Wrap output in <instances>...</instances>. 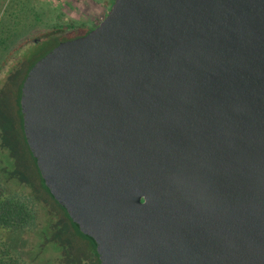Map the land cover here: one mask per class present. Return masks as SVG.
<instances>
[{
    "label": "water",
    "instance_id": "obj_1",
    "mask_svg": "<svg viewBox=\"0 0 264 264\" xmlns=\"http://www.w3.org/2000/svg\"><path fill=\"white\" fill-rule=\"evenodd\" d=\"M20 107L101 264H264V0H116Z\"/></svg>",
    "mask_w": 264,
    "mask_h": 264
},
{
    "label": "rangeland",
    "instance_id": "obj_2",
    "mask_svg": "<svg viewBox=\"0 0 264 264\" xmlns=\"http://www.w3.org/2000/svg\"><path fill=\"white\" fill-rule=\"evenodd\" d=\"M112 1L0 0V157L9 167L1 179L10 188L32 194L39 200L42 216L49 219L40 235L2 232L0 238L29 264H97L91 241L62 220L41 185L32 156L22 143L25 134L17 89L23 87L31 67L61 43L80 37L82 29L97 28ZM69 26L80 31L58 33Z\"/></svg>",
    "mask_w": 264,
    "mask_h": 264
},
{
    "label": "trees",
    "instance_id": "obj_3",
    "mask_svg": "<svg viewBox=\"0 0 264 264\" xmlns=\"http://www.w3.org/2000/svg\"><path fill=\"white\" fill-rule=\"evenodd\" d=\"M115 1L116 0H113L112 2L114 3ZM82 30H84L83 35H81L80 37L86 36L94 29H90V30L82 29ZM66 31H72L73 34H75L77 31L80 30H77V28H74L73 26H69L66 28L59 29L58 33L61 34V33H65ZM55 34L57 33L53 32L52 35ZM32 68L33 67H31V69ZM26 78L27 77H25L24 81L26 80ZM21 90H22V86L19 87V89H17L18 91L17 98H18L20 113H21V107H20ZM22 143L26 147L30 155L32 156V159L34 161L35 171L41 180V185L47 192L49 200L57 207L58 214L62 217V220L68 221L71 224L73 230L77 231L82 239H84L85 241L86 240L91 241V243L93 244L92 250L95 251L96 263L101 264L95 242L91 238L81 233L79 227L75 223H73L67 211L52 197L49 189L46 187L45 182L37 166L36 159L31 153L24 135H23ZM2 158L3 156L0 157V173H1L0 174L1 175L0 176V233L2 232L7 234L37 233L38 235L42 234V231L46 227V223L49 221V219H46L42 216L41 207H39V202H38L39 200H36V198L33 197L32 194H28L21 190H17V189L15 190L13 188H10L7 182L1 179L4 178L3 174L6 173L5 171L9 169L6 161L4 160L3 162ZM9 162L12 161L9 159ZM43 220H45V222H43ZM0 264H29V263L26 259L19 256L6 241L0 238Z\"/></svg>",
    "mask_w": 264,
    "mask_h": 264
},
{
    "label": "crops",
    "instance_id": "obj_4",
    "mask_svg": "<svg viewBox=\"0 0 264 264\" xmlns=\"http://www.w3.org/2000/svg\"><path fill=\"white\" fill-rule=\"evenodd\" d=\"M82 21V20H81Z\"/></svg>",
    "mask_w": 264,
    "mask_h": 264
}]
</instances>
